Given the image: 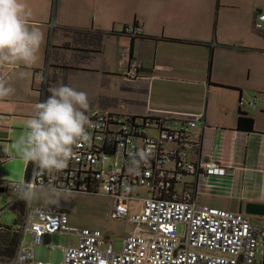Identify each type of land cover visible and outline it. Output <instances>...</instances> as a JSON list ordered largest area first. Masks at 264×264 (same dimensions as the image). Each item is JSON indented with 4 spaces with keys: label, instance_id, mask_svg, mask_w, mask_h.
Wrapping results in <instances>:
<instances>
[{
    "label": "crops",
    "instance_id": "1",
    "mask_svg": "<svg viewBox=\"0 0 264 264\" xmlns=\"http://www.w3.org/2000/svg\"><path fill=\"white\" fill-rule=\"evenodd\" d=\"M25 3L29 25L39 28L44 37L38 56L41 59V52L45 53L43 68L49 69L47 97L52 87L70 86L66 72L62 82L58 79L60 68L76 74L102 72L123 79L130 104L125 111L105 106L97 110L200 114L206 121L200 152L218 160L229 174L201 177L197 201L243 212L249 202L264 203V30L255 27L258 13L264 12V0ZM134 24L143 26L141 36L121 33L126 25ZM133 63H138V75L128 78L124 72ZM17 64H3L2 78L6 67ZM32 69L33 75L41 70ZM38 91L42 100V88ZM2 101L0 98V142H6V155L13 152L11 159L17 158L24 166L27 163L13 143L26 128L16 129L14 121L16 117L26 123L29 117ZM243 112L254 118L252 131L237 128ZM252 218L264 226V215ZM124 237L119 247L114 244L117 250Z\"/></svg>",
    "mask_w": 264,
    "mask_h": 264
},
{
    "label": "built area",
    "instance_id": "2",
    "mask_svg": "<svg viewBox=\"0 0 264 264\" xmlns=\"http://www.w3.org/2000/svg\"><path fill=\"white\" fill-rule=\"evenodd\" d=\"M255 27L264 30V12L258 13ZM124 30L136 37L144 28L134 24ZM137 67L138 63H133L125 76L135 78ZM48 74V66L35 71L41 81V101L47 98ZM86 115L90 143L74 148L76 157L68 166L33 177V165L27 163L23 179L36 186L54 185L111 197L113 205L107 214L129 217L135 228L117 250L102 229L70 225L68 214L56 205L26 204L18 199L13 181L2 185L0 179V188L15 195L12 204L25 203L16 231L32 235L31 247H21V235L18 248L10 257L0 259V264H18V260L19 264H54L36 261L34 249L44 241L54 247L51 237L58 232H76L78 241L64 247L63 260L57 264H264V226L246 212L196 199L201 177L229 174L218 160L200 152L206 127L200 114L170 110L124 114L88 108ZM140 152L148 158L140 161L134 172L132 155ZM0 159L5 163L11 155ZM136 186L146 187L145 194L135 192ZM130 200L137 203L130 204ZM180 223L185 225L183 234L178 232Z\"/></svg>",
    "mask_w": 264,
    "mask_h": 264
},
{
    "label": "rangeland",
    "instance_id": "3",
    "mask_svg": "<svg viewBox=\"0 0 264 264\" xmlns=\"http://www.w3.org/2000/svg\"><path fill=\"white\" fill-rule=\"evenodd\" d=\"M124 30V28H123ZM126 34V33H125ZM46 63L45 53L41 52V59L31 66L22 63L6 67L7 74L4 79L14 89L7 97H3L8 108H14L29 117L34 110V105L41 101V92L38 91L41 81L33 75L32 67L43 69ZM91 66V64H89ZM64 72H66L68 82L71 87L87 93L89 107L96 109L103 106L111 108V110H124L129 106L130 102L125 98V84L122 78H114L98 73H77L74 70H64L60 68L58 79L63 81ZM59 74V72H58ZM129 78V77H128ZM58 80V81H59ZM34 85V86H33ZM34 87V88H33ZM49 87V84H48ZM15 128H23L25 122L19 121L15 117ZM26 131V129H25ZM8 148L6 142H0V155H6ZM9 153V152H8ZM11 155H15L10 152ZM26 164L17 158L10 159L5 163H0V179L2 185H7L9 181H17L25 176ZM57 194L43 195L35 202L45 205H56L61 207L69 216L70 225L75 227L99 228L107 233L113 243L118 247L126 233L131 232L135 225L130 221L129 217L113 218L107 214L112 208L113 200L111 197L100 194H89L77 190L60 189ZM135 192L141 191L145 194L146 187L136 186ZM15 195L10 190H1L0 188V228L12 230V232H2L0 234V259L10 257L19 246L20 236L22 235L21 247L32 246V235L29 231L22 233L16 231L19 222L22 219L23 211L15 208L12 204ZM137 200H130V204H136ZM185 225H178V232L183 234ZM6 232V233H5ZM78 235L76 232H58L52 235L51 243L54 247L49 248L47 242L44 241L36 245L34 249V257L36 261L60 263L63 260L64 247L76 244ZM261 255H258V259Z\"/></svg>",
    "mask_w": 264,
    "mask_h": 264
},
{
    "label": "clouds",
    "instance_id": "4",
    "mask_svg": "<svg viewBox=\"0 0 264 264\" xmlns=\"http://www.w3.org/2000/svg\"><path fill=\"white\" fill-rule=\"evenodd\" d=\"M29 14L25 0H0V65L30 66L38 60L44 37L39 28L29 25ZM13 91L6 79L0 78V98ZM49 92L45 100L34 105L26 120L25 134L13 143L20 158L32 163L33 177L43 172L62 171L76 157L74 148L90 143L87 93L64 84L50 88ZM147 158L145 152L132 155V171H138L139 162ZM14 188L18 199L26 204L61 191L54 185L36 186L25 179L15 181Z\"/></svg>",
    "mask_w": 264,
    "mask_h": 264
},
{
    "label": "trees",
    "instance_id": "5",
    "mask_svg": "<svg viewBox=\"0 0 264 264\" xmlns=\"http://www.w3.org/2000/svg\"><path fill=\"white\" fill-rule=\"evenodd\" d=\"M121 33H125V30H122ZM237 128L239 130L252 131L254 129V118L251 116H248V114L245 112L241 113L238 117ZM25 174H26V171H25ZM13 206L15 208L22 210V211H24V209H25V203L24 202L15 203V204H13ZM8 228L9 227L4 228L3 231L10 230Z\"/></svg>",
    "mask_w": 264,
    "mask_h": 264
},
{
    "label": "water",
    "instance_id": "6",
    "mask_svg": "<svg viewBox=\"0 0 264 264\" xmlns=\"http://www.w3.org/2000/svg\"><path fill=\"white\" fill-rule=\"evenodd\" d=\"M4 190V188H1ZM245 212L250 215H264V203L249 202L246 205Z\"/></svg>",
    "mask_w": 264,
    "mask_h": 264
}]
</instances>
